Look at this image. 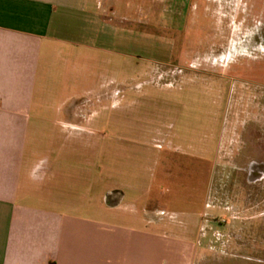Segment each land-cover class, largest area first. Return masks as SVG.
<instances>
[{"label":"crops","instance_id":"obj_1","mask_svg":"<svg viewBox=\"0 0 264 264\" xmlns=\"http://www.w3.org/2000/svg\"><path fill=\"white\" fill-rule=\"evenodd\" d=\"M163 13L173 15L175 39L176 33L186 39L197 15L220 19L205 53L179 56L190 73L236 79L244 72L253 79L227 90L218 136L207 130L194 138L160 131L141 137L135 169L128 162L119 167L118 156L129 151L113 143L129 141L109 137L106 185V134L92 136L97 126H117V63L132 57V15L141 16L143 28L149 15ZM219 44L220 55L213 52ZM263 101L264 0H0V264H263L245 256L260 253L261 233L241 224L261 221L247 193L264 181V161L252 153L258 142L261 156ZM231 137L242 143L246 164L238 213L230 198L222 207L215 194ZM165 184L177 189V201L165 200ZM173 204L206 209L171 212L169 224L165 207ZM215 212L238 223L237 230L227 227L222 251L242 260L214 262Z\"/></svg>","mask_w":264,"mask_h":264},{"label":"rangeland","instance_id":"obj_2","mask_svg":"<svg viewBox=\"0 0 264 264\" xmlns=\"http://www.w3.org/2000/svg\"><path fill=\"white\" fill-rule=\"evenodd\" d=\"M222 0H215L216 3L221 4ZM220 8V6L217 5ZM218 8V9H219ZM220 11V9H219ZM218 11V12H219ZM217 12L216 15H219ZM199 16L195 23L191 24L192 28L188 32L185 39L184 34L176 33L178 39H175V23L173 20V15L166 13L159 15L151 14L150 25L143 28L139 27L137 20L141 19L140 15L133 14V24L132 28V38L134 41L133 46L130 48L131 59L124 61H119L117 64L118 79L117 86L119 90V95L117 97V107L116 118L117 126L110 129L109 125L97 126L95 136L99 137L98 134H106L101 136L102 138V167L106 165L107 171L103 173L105 178V184L109 185L110 174L108 172V159L104 160L105 152H108L109 137H122L127 139L129 142H113L117 143L118 152L129 151L124 156H118L119 167L131 164L133 168H138L141 164L140 151L141 137H158V131L162 136L164 134L167 137H198L201 133H214L218 136L223 131L224 111L227 101V90L231 87H240V81H245L246 79H253L252 76L246 75L244 72L243 78H222L221 76L211 75L205 72H191L189 71V62L181 61L183 56H192L196 54L205 53L207 48V41L211 35L214 25L220 27V19L212 20L211 18H206L205 16ZM221 16V14H220ZM194 16L193 18H195ZM147 20V16H144ZM158 22V25L152 24L153 22ZM181 17L177 19L178 31L182 32L185 23H182ZM219 22V24H218ZM142 31V32H141ZM141 33H144L143 35ZM220 30L214 31L215 39H218L220 43ZM181 37V38H180ZM179 40V41H178ZM201 41H204L202 43ZM210 42V41H209ZM177 43V44H176ZM206 43V44H205ZM215 54H221V46L214 47ZM181 55V57H179ZM153 61H161L165 63V67L154 66ZM216 65H223L226 63L215 62ZM251 65L255 62L250 63ZM176 65V67H174ZM163 70L170 73L169 76H159L158 73H162ZM175 74V72H180ZM241 73V72H240ZM251 74V73H250ZM246 78V79H245ZM162 88V90L160 89ZM220 90V92H217ZM264 102V101H263ZM164 103L166 105H164ZM212 104L215 106L213 107ZM217 104L220 109H217ZM112 110V111H115ZM111 111V112H112ZM212 112L213 117L210 116ZM110 111H107L109 116ZM114 113V112H112ZM115 114V113H114ZM232 118V116H231ZM116 133V136H115ZM230 159L227 160L229 164L221 168V173L217 175L219 178L215 183V194L219 195V204L222 207H227L230 198L232 202V208L235 213H238L237 208V198L239 192H241L246 187V180L243 175V169L246 164L241 161L242 149H240L242 143H239L237 139L230 140ZM257 142V147L252 153L256 159L261 158L264 161V137H262V148L261 156L258 154L259 146ZM239 145V147H238ZM115 147V146H114ZM237 156H233V154ZM158 153V152H157ZM108 157V155H107ZM259 160V159H258ZM105 161V162H104ZM248 162V160H247ZM229 165V166H228ZM108 177V178H107ZM99 183V178L96 177V183ZM103 186V182H102ZM163 189L165 200H178V195L169 191L170 184H165ZM181 189V188H180ZM256 191V192H255ZM255 191L253 189L249 190L247 196L249 197V202L251 203L256 199V213L261 215V221L256 222H245L241 223L246 228H251L253 225L256 227V233H261V251L259 254H244L246 257L260 258L261 262L264 264V181L259 187H256ZM183 194H190L187 188H182ZM254 192L256 193L253 196ZM225 195L224 199L221 200ZM205 206H190L188 204L184 205H169L165 207L168 212L165 216L167 222L171 224L174 220V215H170L171 212L178 213L180 210H196L200 212L205 211ZM222 212H215L214 214V225H215V235L213 239V251L212 257L215 263H221L229 261H240L238 259L233 260L224 256L222 247V242L226 239L227 227L230 225L231 229L237 230L239 227L238 223H230L228 219ZM178 216V214H177ZM179 218V217H178ZM233 226V227H232ZM251 226V227H249ZM227 238L233 240L235 236L227 233ZM252 240V239H251Z\"/></svg>","mask_w":264,"mask_h":264}]
</instances>
